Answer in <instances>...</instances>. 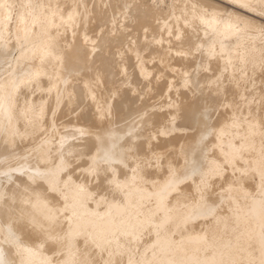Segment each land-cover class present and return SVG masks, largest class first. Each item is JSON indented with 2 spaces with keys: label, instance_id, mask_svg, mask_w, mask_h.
<instances>
[{
  "label": "bare ground",
  "instance_id": "6f19581e",
  "mask_svg": "<svg viewBox=\"0 0 264 264\" xmlns=\"http://www.w3.org/2000/svg\"><path fill=\"white\" fill-rule=\"evenodd\" d=\"M88 2L0 0V264H264V0Z\"/></svg>",
  "mask_w": 264,
  "mask_h": 264
},
{
  "label": "rangeland",
  "instance_id": "374dc122",
  "mask_svg": "<svg viewBox=\"0 0 264 264\" xmlns=\"http://www.w3.org/2000/svg\"><path fill=\"white\" fill-rule=\"evenodd\" d=\"M88 1H89V2H88ZM96 1H97V3H98V0H96ZM96 1H95V0H87L88 4L91 5V7H92L93 9H96L97 6H98V5L96 6V4H95ZM136 1H137V4H138V5H144V6H146L147 4H149V0H136ZM91 2H92V3H91ZM93 6H94V7H93ZM102 7H103V8H102ZM106 7H107V8H106ZM108 8H109V6H104V5L101 6V5H100V7H99L98 10H97V13H98V20H97V21H98V22H96V23L94 22L95 24L93 23L92 26H97L96 24L98 23V24L102 27V29H103V28H104V29H107L106 27H108L107 25L109 24L107 21H109V18H110V13H109L110 10H109ZM107 23H108V24H107ZM106 24H107V25H106ZM102 25H104V26H102ZM107 45L109 46L110 44H107ZM108 46H107V47H106V45L104 46V47L108 48L107 53L109 52V48L112 49V50H110V51H111V52H109L110 54L108 53L109 55H107V54H106V55H107L108 59H109L110 57H111L112 59L110 58V59L108 60V59H106V57H105L104 59H105L106 61L108 60V62H106L105 60H104V61H105V64H106V63H107V64H108V63L110 64V60H113V63L111 62L112 64L109 66V67H110V70H111V68H113V67L116 65L117 58L115 57V56H116L115 53L113 54L114 56L111 55V54L113 53V51H114L115 48H114V47L112 48L111 45H110L111 47H110V46L108 47ZM115 50H116V49H115ZM115 52H116V51H115ZM113 58H114V59H113ZM114 62H115V64H114ZM103 64H104V62H103ZM103 64L100 65V62H99V64H98L99 68H100L101 66H103ZM107 64H106V65H107ZM109 64H108V65H109ZM113 64H114V65H113ZM104 66H105V65H104ZM111 66H112V67H111ZM105 67L108 68L107 66H105ZM115 69H116V66H115V68L112 69V70L115 71V72H114L115 74H113V75H116V70H117V69H116V70H115ZM103 70H104V69H103ZM111 75H112V73H111ZM113 75H112V76H113ZM113 77H115V76H113ZM116 79H118V78L116 77ZM143 84H145V83H142V89H143V87L145 88V86H146V84H145V85H143ZM140 88H141V84H140ZM142 89H141V90H142ZM155 94H156V93H155ZM155 94H153L154 96L151 94V95H150V98H149V96L145 97V98H148V99L145 100V98H144L143 101H146L147 103L151 104V102H153V100H155V101H154L155 103L153 102V104H160V102H161L162 100H165V99H163L162 96H160V95H156V96H157L156 99H153L152 97H155ZM159 96H160L161 98H160ZM158 97H159L160 99H159ZM161 99H162V100H161ZM148 100H150V101H148ZM141 102H142V101H141ZM141 102H138L137 104L134 105V107L132 108L133 112H132V111H131V112L129 111V114H130V115H134V116H135V117L132 116L134 119L136 118V116H137V117L140 116L141 113H147V115H149V114L151 113V109H152V108L149 109L151 106L148 105V104H147V105H148V106H147V105H145L146 103L142 104L143 102H142V103H141ZM140 104H141L142 106H140ZM143 105H144V106H143ZM138 106H139V107H138ZM137 107H138L139 109H137ZM141 107H142V108H141ZM143 107H144V108H143ZM145 107H148V108H145ZM134 109H135V111H134ZM141 109H144V110L146 109V111L143 112V110H141ZM147 110H148V112H147ZM149 110H150V111H149ZM136 111H137L138 113H137ZM134 112H136V113H134ZM133 113H134V114H133ZM139 113H140V114H139ZM129 114H128V118L130 119L131 117H129V116H130ZM125 117H126V118H125ZM125 117H122V118H119V119L117 118L116 121H117V122H120V123H117V125H116L117 128H118V127L120 128V125H121V126L127 125L126 123H128L130 120H131V121L133 120V118H132V119L128 120V122H127L126 120H127L128 118H127V116H125ZM123 119H124L125 122L123 121ZM125 119H126V120H125ZM131 121H130V122H131ZM130 122H129V123H130ZM118 124H119V125H118Z\"/></svg>",
  "mask_w": 264,
  "mask_h": 264
}]
</instances>
